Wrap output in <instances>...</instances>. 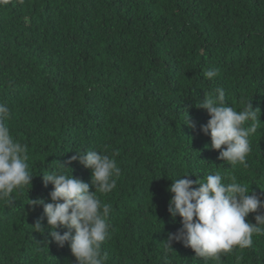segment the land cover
<instances>
[{"label": "trees", "instance_id": "16d2710c", "mask_svg": "<svg viewBox=\"0 0 264 264\" xmlns=\"http://www.w3.org/2000/svg\"><path fill=\"white\" fill-rule=\"evenodd\" d=\"M217 89L256 109L247 167L219 159L201 131L210 116L198 106ZM0 103L34 175L0 200V264H76L67 243L33 228L47 218L29 203L51 202L43 173L91 150L120 169L115 189L96 193L111 205L106 264H264V234L219 261L167 246L182 226L168 211L172 180L220 172L264 191V0H0ZM66 166L95 191L91 169Z\"/></svg>", "mask_w": 264, "mask_h": 264}, {"label": "clouds", "instance_id": "9594fccd", "mask_svg": "<svg viewBox=\"0 0 264 264\" xmlns=\"http://www.w3.org/2000/svg\"><path fill=\"white\" fill-rule=\"evenodd\" d=\"M218 69L207 70L208 79L216 77ZM218 95L205 98L198 107L206 109L210 119L201 131L211 137V148L219 150V159L232 166L247 167V156L251 152L249 136L256 131V109L251 102L243 110L224 103L223 89ZM10 109L0 103V200L11 203L10 197L17 189L31 185L33 174L29 170L27 147L14 140L6 121ZM188 121V119H187ZM193 126L194 125H190ZM78 161L92 171L91 185L66 174V165ZM43 173L45 186L53 185L49 193L51 202L30 200L33 208L42 205L47 218V229L38 221L33 228L37 232H49L53 241L64 247L67 243L76 264H106L107 254L102 245L110 238L111 205L103 203L97 192L107 194L115 189L120 169L116 160L107 154L91 151L76 152L65 164ZM71 170V169H70ZM172 180L168 191L172 197L168 204L170 215L181 217V228L169 235L167 246L176 240L190 247L196 257L219 261L222 253L234 247H251L253 234H264V191L260 195L232 177L224 183L220 172L209 174L201 181L187 178ZM198 185V187H194ZM255 213V223L246 217ZM58 228H65L61 234ZM171 248V247H170Z\"/></svg>", "mask_w": 264, "mask_h": 264}]
</instances>
